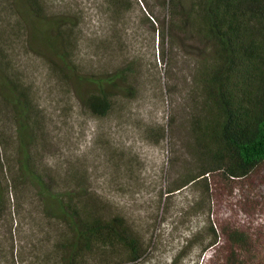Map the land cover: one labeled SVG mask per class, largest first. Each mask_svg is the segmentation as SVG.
<instances>
[{
	"label": "rangeland",
	"instance_id": "1",
	"mask_svg": "<svg viewBox=\"0 0 264 264\" xmlns=\"http://www.w3.org/2000/svg\"><path fill=\"white\" fill-rule=\"evenodd\" d=\"M42 1L46 14L67 13L77 23L72 37L80 73L100 76L133 59L140 67L138 77L130 79L132 91H116L110 112L95 116L79 96L87 85L61 75L47 56L31 49L46 50L42 37L32 41L28 28L33 19L19 17L20 4L0 0L4 65L29 89L38 108L32 137L23 142L33 168L51 185L55 182L56 192L71 182L98 201L102 217L125 219L144 254L136 261L110 264H172L175 259V264H224L230 249L221 243L207 247L213 238L209 226L240 222L246 228L264 219V212L252 216L250 202L236 189L239 184L216 174L208 179L210 195L204 193L205 185L168 195L173 183L193 168L189 120L200 98L190 60L181 51H170L168 41L164 58L158 55L156 35L153 41L152 28L137 6L118 17L106 0ZM140 7L148 14L142 3ZM1 86L0 264H56L65 229L47 213L37 183L22 173L24 151L15 111ZM258 172L264 174V164ZM254 200L264 204V191ZM219 239L224 240L221 233Z\"/></svg>",
	"mask_w": 264,
	"mask_h": 264
},
{
	"label": "trees",
	"instance_id": "2",
	"mask_svg": "<svg viewBox=\"0 0 264 264\" xmlns=\"http://www.w3.org/2000/svg\"><path fill=\"white\" fill-rule=\"evenodd\" d=\"M17 1L12 3L22 6L19 17L25 20V14L33 19L28 28L32 41L41 37L45 40L41 44L46 50L42 46L37 49L30 46L31 49L47 56L61 75L75 77L78 83L87 85L79 96L89 112L104 116L112 108L116 91H132L130 79L138 77L139 60L133 59L100 76L80 73L72 37L77 23L71 15L46 14L42 0ZM106 3L118 17H124L137 6L144 22L152 28L153 41L156 35L158 55L164 58L168 41L170 51H181V56L192 64V82L200 98L189 120L193 168L173 183L168 195L189 185H205L204 193L210 195L208 179L216 174L239 184L236 189L244 201L250 202L254 209L252 216L264 212V204L254 200L264 191V174L258 172L264 164V0H106ZM4 53L0 44L2 96L14 107L20 147L24 151L23 142L32 137L29 131L36 124L38 108L21 79L8 72ZM27 155L24 151L22 173L37 183L46 199L47 213L60 219L65 229L57 246L56 264H83L89 260L92 264H110L116 259L136 261L143 256L144 248L122 216L102 217L97 210L98 201L81 192V188L75 190L71 182L56 192L55 182L51 185L42 179ZM11 178L15 185V177ZM243 225L220 223L219 228H214L211 224L209 231L213 238L207 247L220 243L223 248L227 246L230 252L224 256V264H264V219L246 228ZM220 233L223 241L219 239Z\"/></svg>",
	"mask_w": 264,
	"mask_h": 264
}]
</instances>
